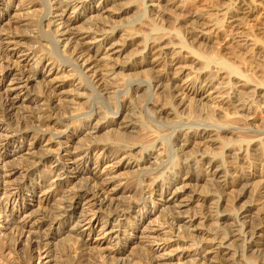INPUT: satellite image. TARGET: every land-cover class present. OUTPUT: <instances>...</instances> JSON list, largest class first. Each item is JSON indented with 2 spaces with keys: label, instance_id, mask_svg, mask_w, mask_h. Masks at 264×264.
I'll return each mask as SVG.
<instances>
[{
  "label": "bare ground",
  "instance_id": "1",
  "mask_svg": "<svg viewBox=\"0 0 264 264\" xmlns=\"http://www.w3.org/2000/svg\"><path fill=\"white\" fill-rule=\"evenodd\" d=\"M208 2L18 0L40 15L33 37L5 23L0 9L7 44L0 46V236L13 238L0 264H57L49 233L66 227L76 232L66 237L75 244V264H91L92 256L93 264H122L117 253L130 244L119 236L137 235L146 257L133 251L132 264H164L167 235L179 239L172 246L193 248L177 264L185 257L191 264H250L244 252L264 264V123L257 117L264 110V42L245 24L257 6ZM80 18L84 25L75 30ZM208 43L213 53L204 51ZM12 72L19 86L10 85ZM69 72L77 86L53 84ZM18 87L35 93L27 113L14 112ZM90 97L97 106L84 112L79 99ZM208 143L220 151L197 150ZM9 149L22 157L12 185ZM115 165L136 172L118 174ZM122 181L129 197L115 201L110 183ZM155 196L163 200L164 233L144 225L156 213Z\"/></svg>",
  "mask_w": 264,
  "mask_h": 264
},
{
  "label": "rangeland",
  "instance_id": "2",
  "mask_svg": "<svg viewBox=\"0 0 264 264\" xmlns=\"http://www.w3.org/2000/svg\"><path fill=\"white\" fill-rule=\"evenodd\" d=\"M211 2H208L209 4L211 3V4H214V3H216V1H218V3H219V0H210ZM213 1H215V2H213ZM253 2L256 4V6H257V9H256V13H255V15H254V17H251V18H248L244 23L247 25V28H249L251 31H252V35L253 36H255V38H257L259 41H261V42H264V31H263V27H264V2H262V0H253ZM6 3L8 4V5H1V7H0V9L1 10H3V11H5V19H6V21H5V23H7V20H9L8 22H10V23H13V24H16V25H19L21 28H20V31L21 32H24V33H28L29 34V32L31 31V33L33 32L34 33V31H35V28H38V21H39V13L38 14H36V13H34V14H32L33 13V11H36V10H33L32 11V13H29V11L28 10H26V9H28V7H27V3H25V4H21V5H18V0H16L14 3H10V0H7L6 1ZM9 3H10V5H9ZM17 3V4H16ZM27 4V5H26ZM155 4V5H154ZM210 4V5H211ZM22 5H23V7H22ZM96 8H100V5L98 4H93ZM157 5V2H153V4H151L150 6H148L149 8L150 7H153V8H156L155 6ZM216 5V4H215ZM100 13V12H99ZM98 13V14H99ZM103 13H105V12H101L100 14L101 15H103ZM31 15V16H30ZM105 15V14H104ZM11 18V19H10ZM71 19H75V16L74 15H71ZM20 21V22H19ZM15 22H17V23H15ZM82 22V23H81ZM83 25H84V23H83V19L82 18H80V20H79V22L75 25V30L76 29H81L82 27H83ZM5 26H7V25H5ZM260 27H262V28H260ZM76 32V31H75ZM259 32V33H258ZM33 33H32V36L31 35H29V36H31V37H33L34 35H33ZM3 35L2 36H4V33H2ZM6 42L5 41H0V46H1V48L2 49H5L6 48ZM210 46H212V45H210L209 43L205 46V48L204 49H206V50H204V51H210V52H212L213 51V49L210 47ZM201 48V47H200ZM209 48V49H208ZM213 53V52H212ZM21 65L23 64L22 62L20 63ZM57 64V63H56ZM60 66V68H66L67 70H71L69 67H68V65H65V64H58V65H56V67H59ZM13 70V69H12ZM15 73H17V72H15ZM15 73H11V77L10 78H12V82H11V86H19L20 84H21V81H19L18 80V77L16 76L17 74H15ZM15 76H14V75ZM13 75V76H12ZM72 74L69 72V73H62V74H59L57 77H59V78H55L56 79V81H54L53 80V84L54 85H57V86H62V85H66V86H77V81L75 80V79H73L72 78V76H71ZM8 84V82H6L5 83V85H7ZM70 89L71 88H66V90H69V91H66L67 93L65 94V95H69V97H74L73 95H74V93L72 92V93H70L71 91H70ZM2 90H4V87L2 88ZM2 90H0V97H1V94H2V92H4V91H2ZM15 93L17 92V94H18V98L19 99H17L16 97L14 98V97H12V99L14 98V104H15V111L14 112H16V114L18 113H27V112H25L27 109V107H28V110H31V109H34L33 108V105L31 104V102H32V99H34V97H35V93H34V91H31V92H29V93H27L26 91H23V90H20V88L18 87V89H16V91H14ZM64 95V96H65ZM87 95H90L89 93L87 94ZM16 99V100H15ZM96 103H97V100L94 98V97H90V98H88V99H79V103H78V105L80 104L81 106V108L83 109V111L84 112H88V111H90L91 109H93L94 107H96L97 105H96ZM25 104V105H24ZM68 105H69V103H68ZM70 105H72L71 103H70ZM21 106V107H20ZM72 108H73V106H71ZM18 108V109H17ZM178 113H180V111H178ZM257 117H258V120H260V124H263L264 123V110H262V112L261 113H257ZM251 117V116H250ZM249 117V119H251ZM167 119H168V121L169 120H171L172 119V117H166V119H165V121H167ZM145 120L146 119H144V118H142V122H144L145 123ZM147 121V120H146ZM261 122H263V123H261ZM257 125H258V123H257ZM256 125V126H257ZM254 126H255V124H254ZM118 131H120L121 132V130H118ZM102 134V133H101ZM100 134V135H101ZM128 136H129V134H127ZM127 135H125L124 134V137H126ZM127 136V137H128ZM259 137H264V135L262 136H260V135H258V138ZM235 138V137H234ZM247 140H250V139H248V138H246ZM217 144V145H216ZM215 145H214V143L212 144H205L203 147H199V148H197V150H199V151H203L204 149H205V147H206V149H205V151H206V153H218V151H220L219 150V144L218 143H216ZM221 146V145H220ZM218 147V148H217ZM54 148V147H53ZM63 148V147H62ZM218 149V150H217ZM6 154L7 155H9V157H12L13 155L11 154V149H9V150H7V152H6ZM22 157H20V156H17V157H12V158H8V160H9V162H10V165H9V168H8V170H10V172L11 171H13L14 172V176L10 179V181H11V185L16 181V180H19L20 178H21V170H20V167L19 166H17V165H19V164H21L19 161H20V159H21ZM138 162H140V161H138ZM132 163H134V161H132V160H130L129 161V164H132ZM133 165V164H132ZM117 165H115L114 167H115V169H120V173L118 172V174H126L127 173V171H133V173H134V171L136 172V170L135 169H132V168H129L126 172H125V169L124 170H122V167H121V165L119 166H117ZM124 166V165H123ZM121 167V168H120ZM69 170H66V172H68ZM213 171V172H212ZM211 172L212 173H214V169L212 170ZM12 172V173H13ZM125 172V173H124ZM30 173V172H29ZM33 173H35V172H31L30 174H33ZM129 173H131V172H128L127 174H129ZM255 174H257L256 176L258 177L259 176V174H260V171L258 170L257 172H255ZM74 175L72 174V173H70V172H68V177L69 178H71V179H75L74 177H73ZM135 175H129V181H131V183L132 182H137V180H138V177H134ZM214 176V175H213ZM212 177V175H208V178H211ZM221 177H223V174H221V173H219V175H218V178H219V180H220V178ZM257 177H256V179H255V177H254V179H253V181L254 182H256V180H257ZM121 179H124V176H122L121 177ZM133 179V180H132ZM15 180V181H14ZM12 181H13V183H12ZM117 181V180H116ZM221 181H223L222 180V178H221V180H220V182ZM115 182V181H114ZM114 182H111L110 183V187H109V189H111V191L109 192L110 194L109 195H111V196H113V198H114V200L115 201H122V200H124L125 199V197L126 198H128L129 196H127L128 194L124 191V189L126 188V185L124 184V182L122 181L121 183H114ZM9 184V185H10ZM199 184L202 186V187H204L205 186V184H204V182L203 181H200L199 182ZM118 185V187H115V186H117ZM124 186V187H123ZM141 188V187H140ZM142 189V188H141ZM144 189H146V188H144ZM196 190H198V192L200 191V188H196ZM23 194L24 195H27V192L26 191H23ZM127 194V195H126ZM124 196V197H123ZM118 199V200H117ZM232 203V202H231ZM233 203H235L237 206L239 205L237 202H233ZM162 204H163V200L160 198V197H157V196H155L154 197V206H157V209H156V213L154 214V215H152L146 222H145V226L146 227H149V228H151L152 230H154V231H157L158 233H164L163 232V228H165L166 227V225H165V220H166V216H164V209L162 208ZM52 205V206H51ZM54 205L55 204H53V203H51L50 204V206L52 207L50 210H49V212L47 213V215H49L50 213L51 214H53L52 212H54ZM77 206H76V208L78 209V210H80L81 209V205L82 204H76ZM162 208V210H160ZM161 211V212H160ZM194 211V209H192V211H190L189 213L192 215L193 212ZM166 212V211H165ZM185 217H187V216H185ZM147 223H148V226H147ZM144 225L142 226V227H144ZM70 228V229H69ZM66 227V228H63L61 231H59V232H56V231H51L50 233H49V236H50V238L54 241V243H55V248L53 247L52 248V252L54 253V255H55V257L56 258H58V260H57V264H72V261H75L76 260V258L75 257H73L72 255V251H73V246L75 245L74 244V242L72 241V240H70V239H68V238H66L67 237V233L68 232H70L72 235L74 234V233H76V232H74V230H72L71 229V227ZM142 228H140V229H137L138 231H140ZM5 235L6 234H4V236L2 237V233H1V236H0V252H1V250L3 249V247H4V245L5 246H8V245H10V244H12L13 243V241H12V237H10V236H8L7 238H5ZM75 235V234H74ZM171 235H167V237L165 238V242H166V244L167 245H169V248H167L166 249V251H165V253L163 254L162 253V262L165 264H177L178 262H177V258L179 257V255L180 254H185V255H187L188 253L190 254V253H192V249L193 248H187L186 246H188L189 244H185L184 246L182 245L181 247H179V246H172L176 241H178L179 239L177 238V237H175L174 235L173 236H171ZM170 237V238H169ZM119 239L121 240V239H123V240H121V241H129L128 243L130 244L128 247H127V249H125V250H122V251H119L118 253H117V257H118V260H119V262H121L122 264H132V262L131 261H129L130 260V256H132V254H134V252H136L137 254L136 255H138L141 259L142 258H145L146 257V254L144 253V252H141L139 249L141 248L140 247V245L142 246V244L145 242L143 239H142V237L141 236H139V235H137V236H135V237H122V236H119ZM142 239V240H141ZM92 241H93V239H92ZM91 241V242H92ZM186 241V240H185ZM73 242V243H72ZM74 244V245H73ZM95 245H96V243L95 244H91L90 246H89V248L91 249H93V247H95ZM93 246V247H92ZM138 247V248H137ZM175 247H177V248H175ZM179 247V248H178ZM2 248V249H1ZM108 250V249H107ZM132 250V251H131ZM136 250V251H135ZM240 250L241 251H243V249L242 248H240ZM240 250H239V253H240ZM264 250V249H263ZM134 251V252H133ZM131 252V253H130ZM244 252V251H243ZM242 253V252H241ZM240 253V254H241ZM70 255L72 256V258L74 259V260H72L71 261V257H70ZM143 255L145 256V257H143ZM164 255V256H163ZM256 256V254H254V253H249V252H244V258H246V261H248L250 264H258V259L255 257ZM70 257V258H69ZM129 257V258H128ZM94 258H95V256H92V258H90L89 260H91L90 261V263L91 264H93V263H95V260H96V258H95V260H94ZM188 259V260H187ZM93 260H94V262H93ZM71 261V263H69ZM253 261V262H252ZM93 262V263H92ZM131 262V263H130ZM76 263V261L73 263V264H75ZM181 264H191V260H190V258L189 257H185V258H183L182 260H181V262H180ZM96 264H97V262H96Z\"/></svg>",
  "mask_w": 264,
  "mask_h": 264
}]
</instances>
